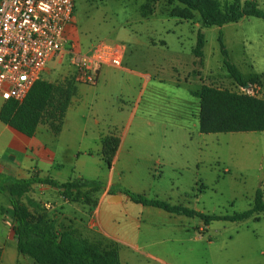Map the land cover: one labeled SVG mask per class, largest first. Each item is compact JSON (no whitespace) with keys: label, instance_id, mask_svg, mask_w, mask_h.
Returning <instances> with one entry per match:
<instances>
[{"label":"rangeland","instance_id":"374dc122","mask_svg":"<svg viewBox=\"0 0 264 264\" xmlns=\"http://www.w3.org/2000/svg\"><path fill=\"white\" fill-rule=\"evenodd\" d=\"M255 1L264 11V0ZM75 2L74 34L84 44V50L98 43L125 45L126 65L153 78L144 92L141 84H137L133 98L126 107L122 105L120 130L132 119L136 103L139 108L120 151L119 166L137 167V173L140 172L126 174L123 187L137 193L129 186L135 185L147 199L171 205L179 197L176 193H181L183 207H197L207 215L233 216L249 210L256 191L264 192V132L202 134L199 104L191 91L208 85L264 99V20L251 17L223 27L201 28L198 13L189 20L175 17L173 12L183 6L169 0H159L155 15L150 18L139 13L145 0ZM198 31L205 38L201 59L192 52ZM220 36L230 61L244 77L260 76L255 84L239 87L229 77L223 65ZM75 72L76 66L71 63L55 83L75 76ZM188 79L192 82L187 83ZM138 95L141 102H137ZM141 117L145 118V125L136 136L134 132ZM96 160L104 171L97 170L94 163L92 167L86 164L89 177L106 183L104 174L109 168L101 156ZM36 188L25 202L32 209V204L46 208L50 205L47 209L54 217L59 210L56 198L60 195L51 188ZM0 207L6 211L10 208L4 194L0 195ZM73 208L78 209L75 212ZM80 208V204L71 203L64 212L75 213L76 218L84 221L76 228L84 237L117 244L122 264H264V214L258 220L213 221L210 225H203L198 217L194 221L184 219L179 222L178 237L183 240H164L166 237L159 235L164 221L155 215L143 217L137 209L140 205L129 199L99 204L98 233H89L85 221L90 220V215ZM2 220L5 223H0V246L6 251L2 264H35L28 256L19 257L16 241L9 238V221ZM56 225L68 224L56 219ZM197 238H203V243L197 242ZM210 239L214 245L208 249L206 241ZM147 244V250L158 262L134 251L143 250Z\"/></svg>","mask_w":264,"mask_h":264},{"label":"trees","instance_id":"16d2710c","mask_svg":"<svg viewBox=\"0 0 264 264\" xmlns=\"http://www.w3.org/2000/svg\"><path fill=\"white\" fill-rule=\"evenodd\" d=\"M145 1L140 6L139 13L143 18H150L156 13L159 0ZM169 1L183 6L173 12L175 17L189 20L194 18V13H198L201 28L223 27L251 17L264 20V11L255 0ZM219 43L224 68L236 85L247 87L255 84L260 76L245 78L240 69L230 61L221 36ZM204 47V35L198 31L196 45L192 50L197 59L204 56ZM75 92V76L66 78L61 83L49 82L42 77L22 103L13 100L2 103L0 120L28 137H32L39 126H46L58 135ZM196 95L200 100L199 130L202 134L264 132V99L208 85H203ZM119 144L117 137L103 140L102 158L109 168ZM39 184L57 187L60 189L57 193L66 201L91 209L97 206L99 193L106 188L105 183L97 180L78 179L60 183L50 177H0V193L8 197L13 212L12 232L19 254L30 257L35 264H122L117 244L88 239L71 225L57 226L56 218L41 204H32V209L25 198L32 190L38 189L36 187ZM116 193L127 195L136 204L198 217L205 225H210L213 221L258 220V216L264 214L262 189L256 191L249 210L233 216L207 215L187 207L173 206L165 201L150 200L128 189L111 187L109 195L114 196ZM2 254L3 248L0 246V264Z\"/></svg>","mask_w":264,"mask_h":264},{"label":"crops","instance_id":"0c3cea01","mask_svg":"<svg viewBox=\"0 0 264 264\" xmlns=\"http://www.w3.org/2000/svg\"><path fill=\"white\" fill-rule=\"evenodd\" d=\"M74 30V26L70 27L68 29V35L77 44V51L79 54L82 55L89 52L90 48L84 50V44H82L79 37L75 36ZM118 45L122 47L123 51L122 66L120 68L103 66L99 71L98 83L95 86H89L76 82L75 95L71 99L70 106L65 115L62 130L58 135L54 134L46 126H39L35 134L32 137H28L14 128L5 125L0 120L1 178L10 177L13 179H27L31 176L39 178L50 177L60 183L78 179L92 180L89 177V171L88 168H86V164H88L89 167L90 165L92 167V163H94L97 170L104 171L101 164L98 160H96L97 157H102L103 140L107 137H117L120 140L112 165L110 168L108 167V172L104 174L108 181L105 183V190L99 193L97 206L91 209L80 204L82 207L80 208L81 212L86 211L90 215V220H88V222L85 221V227L89 229V233L100 232L96 224L98 211H100L99 204L102 205L107 201L109 203H122L125 199L130 200L127 195L122 193H116L114 196L109 195L110 188L125 189L123 187L125 186L123 180L124 177H126V174L138 175L140 173H137L139 171L137 167L132 168L131 166H119L120 151L122 146L128 140L132 122L135 119L136 112L139 108L137 103L134 108L135 112L131 114L132 119L127 123V125L122 127L120 130L119 123H122L121 116L124 112V107L122 105H125L126 107L128 100L133 98V91L136 90V85L140 83L144 92L153 83V78L149 73H143L142 71H137L128 67L126 65L127 48L125 45ZM71 63L73 62L68 53H66L62 58L51 60L43 74V78L49 82H56L57 78H60L62 73L69 69ZM186 82L189 83L192 81L188 79ZM89 89H92V91L90 92ZM200 89L191 91L192 97L196 99V103L199 104V110L200 100L196 93L200 91ZM137 102H141L140 95L137 97ZM1 107L2 102L0 101V111ZM144 121L145 118L141 117L140 123L137 125L134 132L136 136L140 135V130L145 125ZM149 125H151V123H148V126ZM136 136H134V140H138ZM149 170H151V168H149ZM115 182L119 183L116 184ZM129 186H133L130 188L135 190L137 194L142 192L139 190V187L135 185ZM176 194L179 197L173 206H183L181 205L182 199H180L181 193ZM195 201L196 203L199 201V197L197 195L195 196ZM56 203L59 210L56 207L57 211L54 218L59 220V222L65 221V223L73 226L74 228H78L79 224L84 223V221L75 217V213L70 212L67 214L64 212L67 206H71V203L66 201L62 196H58L56 198ZM138 205H140L141 208L137 209H140L143 217L150 218L155 215L164 221L161 226V231L159 232V235L166 237L164 240L173 238L175 240H183V238H178L181 235L179 232V229H181L179 222L184 219L194 221V219L197 218L169 213L163 209L152 206ZM46 206L48 209L51 208L50 205ZM77 209L78 208H73L75 212ZM191 209L201 212L197 207H191ZM3 216H5V218ZM12 218L13 212L11 207L8 211H6L4 207H0V223H5L2 219L9 221V238L14 239L12 232ZM203 225L205 224L203 223ZM199 226L201 227L202 225ZM207 227L209 228V226ZM196 241L203 243L204 240L203 238H197ZM206 242L207 248L211 249L214 242H212L211 239ZM148 247L149 245L147 244L144 246L143 250L140 251V248H137L134 251L137 253L141 252L139 253L140 255L143 253L142 255L145 254L147 258L158 262L157 257L152 255V252L150 253V251L147 250ZM2 248L3 254L1 264L3 263L6 252L5 248ZM221 248L223 249L222 246ZM119 254L121 259L120 251ZM18 255L20 257L21 254L18 252Z\"/></svg>","mask_w":264,"mask_h":264},{"label":"built area","instance_id":"2783aa9c","mask_svg":"<svg viewBox=\"0 0 264 264\" xmlns=\"http://www.w3.org/2000/svg\"><path fill=\"white\" fill-rule=\"evenodd\" d=\"M75 0H0V101L22 103L53 59L66 53L76 82L95 86L103 66L120 68L122 47L98 43L79 54L69 37ZM246 88V87H243Z\"/></svg>","mask_w":264,"mask_h":264},{"label":"water","instance_id":"95a60500","mask_svg":"<svg viewBox=\"0 0 264 264\" xmlns=\"http://www.w3.org/2000/svg\"><path fill=\"white\" fill-rule=\"evenodd\" d=\"M39 187H47V188H51V189H53V190H55V191H59L60 189L59 188H57V187H51V186H49V185H44V184H39L38 185ZM62 191H64L65 189H61ZM117 197V196H116Z\"/></svg>","mask_w":264,"mask_h":264}]
</instances>
